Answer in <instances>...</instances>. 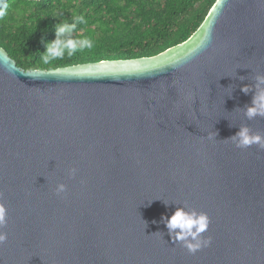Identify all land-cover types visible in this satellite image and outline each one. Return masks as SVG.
I'll list each match as a JSON object with an SVG mask.
<instances>
[{
  "label": "water",
  "instance_id": "1",
  "mask_svg": "<svg viewBox=\"0 0 264 264\" xmlns=\"http://www.w3.org/2000/svg\"><path fill=\"white\" fill-rule=\"evenodd\" d=\"M261 77L264 0H216L149 57L24 70L0 48V264H264V150L232 140L264 135ZM178 207L208 247L170 237Z\"/></svg>",
  "mask_w": 264,
  "mask_h": 264
},
{
  "label": "trees",
  "instance_id": "2",
  "mask_svg": "<svg viewBox=\"0 0 264 264\" xmlns=\"http://www.w3.org/2000/svg\"><path fill=\"white\" fill-rule=\"evenodd\" d=\"M216 0H5L0 48L24 70H50L102 60L154 56L186 41ZM82 18L74 38L91 49L45 64L41 53L55 39V25Z\"/></svg>",
  "mask_w": 264,
  "mask_h": 264
},
{
  "label": "clouds",
  "instance_id": "3",
  "mask_svg": "<svg viewBox=\"0 0 264 264\" xmlns=\"http://www.w3.org/2000/svg\"><path fill=\"white\" fill-rule=\"evenodd\" d=\"M7 4L5 0H0V18L7 14ZM83 22L82 18H75L73 23L62 22L55 25V39L45 45V51L41 53V60L47 64L53 60L61 59L65 54L73 55L77 50L91 49L94 41L89 37L74 38L73 32L76 31L77 23ZM259 84H264V77L259 78ZM242 91L247 92L244 88ZM190 94L186 99H190ZM264 116V89H259L255 94L251 105L246 109V116L253 119L256 116ZM235 146L239 149H246L253 145L264 150V135L252 134L250 129L242 127L232 138ZM77 169L70 167L67 169L69 179L75 177ZM66 193V185L56 184L54 194L63 196ZM166 220V228L170 237L175 242L181 244L189 254H194L202 248H206L211 243V237H203L209 227V218L205 213L196 211L185 212L182 207L176 208L170 217H162ZM8 222V213L4 203H0V245L7 240V233L3 231Z\"/></svg>",
  "mask_w": 264,
  "mask_h": 264
}]
</instances>
